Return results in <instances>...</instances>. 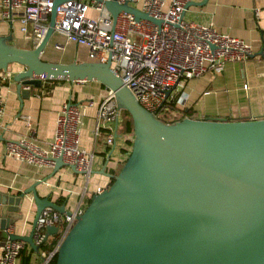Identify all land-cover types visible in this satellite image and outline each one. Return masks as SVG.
Here are the masks:
<instances>
[{
	"label": "water",
	"instance_id": "1",
	"mask_svg": "<svg viewBox=\"0 0 264 264\" xmlns=\"http://www.w3.org/2000/svg\"><path fill=\"white\" fill-rule=\"evenodd\" d=\"M62 1L53 0L46 33L36 45L11 42L12 30L0 34V72L11 63L22 66L12 74L20 100L30 92L24 85L39 86L42 79L98 81L130 113L133 139L121 168L110 174L111 183L91 194L63 234L56 264H264V117L184 116L166 122L138 101L110 59H43ZM205 1H187L181 16L190 5ZM104 5L113 25L121 10L162 22L127 2L107 0ZM254 65L262 70L263 59ZM53 160L52 173L63 165L80 172L61 155ZM39 182L18 193L0 191V245L6 238L22 239L38 251L33 235L41 210L69 212L64 203L39 195ZM30 192L36 210L29 233L9 231ZM57 232V224L46 225L42 240Z\"/></svg>",
	"mask_w": 264,
	"mask_h": 264
},
{
	"label": "built area",
	"instance_id": "2",
	"mask_svg": "<svg viewBox=\"0 0 264 264\" xmlns=\"http://www.w3.org/2000/svg\"><path fill=\"white\" fill-rule=\"evenodd\" d=\"M107 0H66L56 6L53 32L63 36L66 43L83 45L89 60L105 62L122 77L138 101L160 118L173 119L187 106L188 80L207 70L220 72L229 61L242 62L252 54V46L245 39L217 29L213 21L201 22L181 16L189 0H116L127 2L151 16L162 19L160 25L146 19H136L129 11L118 12L113 17L106 9ZM53 0H0V23L13 30L15 23L23 39L36 45L45 35ZM247 83H244L246 88ZM42 92V91H41ZM207 92V90L205 91ZM173 102V107L171 106ZM91 98L77 101L70 96L63 101L56 114L51 138L41 145L28 133L4 142V154L30 162L37 167L53 165L54 157L61 155L66 163L73 164L88 180L95 154L81 145V128L85 107L92 105ZM4 98L0 93V117ZM94 137L104 133L108 144L115 147L121 138L123 156L130 151L133 134L120 130L121 109L107 88L96 102ZM28 129H32L27 116ZM106 185H97L100 192ZM93 192V193H94ZM84 209L80 201L68 213L45 207L38 215L33 235L35 243L42 240L46 225L57 224L63 234ZM27 245L22 239L6 238L0 245V264H18L20 251ZM58 245V244H57ZM54 249L43 252L38 264L48 262Z\"/></svg>",
	"mask_w": 264,
	"mask_h": 264
},
{
	"label": "crops",
	"instance_id": "3",
	"mask_svg": "<svg viewBox=\"0 0 264 264\" xmlns=\"http://www.w3.org/2000/svg\"><path fill=\"white\" fill-rule=\"evenodd\" d=\"M183 17L201 22L213 21L218 30L248 41L252 46V53H255L245 61L225 63L220 72L207 70L188 80L187 105L192 107L195 116H224L227 119L264 117V56L258 53L262 50L264 54V0H207L202 5H190ZM14 28L13 37L18 38L17 23ZM9 31L8 24L1 22L0 34H7ZM74 46L82 47L87 53L85 46ZM260 58L263 59V68L256 70L254 61ZM19 69L22 67L18 63H12L6 71L0 72V93L4 98L3 114L0 117V191L18 193L40 180L35 185L39 195H49L54 201L64 197L60 203L71 210L80 201L84 204L97 185L108 183L110 168L123 156L121 138H117L116 146L112 147L106 142L104 133L96 137L92 134L96 122V102L107 88L96 80L65 79L55 82L52 79L47 81V78L42 79L39 86L24 85L30 92L20 100L12 81V74ZM244 83H247L246 88ZM71 95L77 101L91 98L94 102L85 107L80 136L81 145L95 154L88 180L69 165H63L52 173L53 165L37 167L13 155L4 154V142L7 139H16L27 133L38 143L45 145L52 136L58 109ZM27 116L30 117L31 130L26 123ZM103 167L107 173L102 171ZM19 210L21 217L8 230L28 234L36 210L31 192L24 195ZM43 252L45 251H34L32 260H41Z\"/></svg>",
	"mask_w": 264,
	"mask_h": 264
},
{
	"label": "trees",
	"instance_id": "4",
	"mask_svg": "<svg viewBox=\"0 0 264 264\" xmlns=\"http://www.w3.org/2000/svg\"><path fill=\"white\" fill-rule=\"evenodd\" d=\"M52 80L57 82V81L65 80V79H58V80L52 79ZM47 81H49V79ZM45 87H47V84H45ZM73 96L71 95L72 99L75 100V96L74 97ZM171 104H172L171 106L173 107V102H171ZM121 112H122V120H121V124H120L121 125L120 130L125 134L126 133L133 134V121H132V117H131L130 113L126 109H123ZM184 116L196 117L195 112L193 111L191 106L187 105L185 108H183L178 117L171 119V118L167 117V115H162V116H160V119H162L163 121H166V122H170V121H173L176 119H181ZM126 141H127V143H130L132 145V139H127ZM125 159H126V157L117 160L115 165L112 168H110L108 183H111V181H112V177L110 176V174H116L119 171V169L121 168ZM89 197L86 199V201L84 203V207L87 204V202L89 201ZM64 199H65L64 197H59L56 201L58 203H60ZM44 229L42 228L41 231H44ZM62 237H63V230L60 229L57 233L53 234L47 240H41V242L38 244V251H35V252L40 253L42 251H49V250L54 249L55 246H57V244H59ZM33 252H34V250L31 247H28L27 245H25L20 251V257H19L18 264H38V262H34L32 260V253ZM56 257H57V252L55 250V252L51 256L50 260L48 262H46L45 264H56Z\"/></svg>",
	"mask_w": 264,
	"mask_h": 264
},
{
	"label": "rangeland",
	"instance_id": "5",
	"mask_svg": "<svg viewBox=\"0 0 264 264\" xmlns=\"http://www.w3.org/2000/svg\"><path fill=\"white\" fill-rule=\"evenodd\" d=\"M16 31V27L14 28ZM11 42L17 43V44H22V46H31V40L30 39H23L21 35L19 34L18 38L13 37L11 39ZM56 43H63V36L57 32H53L52 35L50 36L44 51L41 54V57L46 60H52V61H61V62H68L74 58H81V59H86L87 53L81 49L82 47H75L74 44L72 43H66L63 45L61 48H57L55 46ZM20 65V64H19ZM21 66V65H20ZM22 67V66H21ZM67 80V79H66ZM123 109H121L122 111ZM120 121L122 120V112L119 117Z\"/></svg>",
	"mask_w": 264,
	"mask_h": 264
}]
</instances>
